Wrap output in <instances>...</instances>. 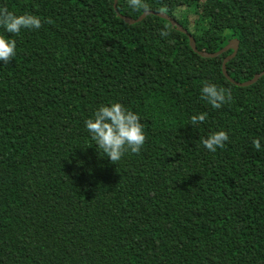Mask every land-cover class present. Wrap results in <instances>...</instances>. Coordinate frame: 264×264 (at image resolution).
Returning <instances> with one entry per match:
<instances>
[{
	"label": "trees",
	"instance_id": "1",
	"mask_svg": "<svg viewBox=\"0 0 264 264\" xmlns=\"http://www.w3.org/2000/svg\"><path fill=\"white\" fill-rule=\"evenodd\" d=\"M144 2L199 52L237 39L232 80L264 72V0ZM0 7L42 21L18 36L0 28L17 45L0 61V264H264V75L237 86L222 70L232 50L202 57L156 15L130 25L117 11H146L128 0L117 11L114 0ZM204 82L232 101L212 109ZM117 102L140 116L146 142L115 165L85 121ZM217 131L229 141L212 153L199 141Z\"/></svg>",
	"mask_w": 264,
	"mask_h": 264
},
{
	"label": "clouds",
	"instance_id": "2",
	"mask_svg": "<svg viewBox=\"0 0 264 264\" xmlns=\"http://www.w3.org/2000/svg\"><path fill=\"white\" fill-rule=\"evenodd\" d=\"M128 3L135 10L148 11V5L144 0H128ZM160 11L165 12L167 9L161 8ZM46 22L51 23V21ZM41 27L42 21L36 15L30 13L17 15L9 11L7 7H0V28L7 33L18 36L22 29L38 30ZM169 34L166 30L160 32L161 37H167ZM16 46L15 39H7L4 35H0V61L4 65L9 64L17 55ZM200 98L212 109H221L232 101V94L228 88L204 82ZM206 119L207 113L193 115L191 124H203ZM85 126L91 134V139L95 141L96 147L115 165L128 152L140 154L146 142L144 125L141 123L140 116L118 102L110 106H100L93 117L85 121ZM228 141L227 132L217 131L210 133L207 137H201L199 142L206 150L215 153L218 148H224ZM252 144L257 151L261 150L259 138L254 139Z\"/></svg>",
	"mask_w": 264,
	"mask_h": 264
},
{
	"label": "water",
	"instance_id": "3",
	"mask_svg": "<svg viewBox=\"0 0 264 264\" xmlns=\"http://www.w3.org/2000/svg\"><path fill=\"white\" fill-rule=\"evenodd\" d=\"M118 1L119 0H114V9L116 11H117V3H118ZM117 14L120 16V18H122L126 23H128L130 25L135 24V23H138V22H141L148 15H156L158 17H161V18L169 21L174 27H176L177 29H179L181 32L188 34L187 30L184 29L183 26L179 24V22H177L176 20H174L172 17H170L165 12L146 11L141 16H139L137 19H133V18H130V17L123 16L118 11H117ZM188 36H189L191 48L193 49V51L197 52L202 57H211V58H213V57L218 56L220 54H223V53H225V52H227L229 50H232L233 51V53L231 55H229L228 57H226L225 60L223 61L222 70H223L224 75L228 79H230V81H232L233 83H235L237 86H240V87L250 86V85L256 83L264 75V72L259 73V74H256L254 76V78H252L249 81L243 82V83L235 82L234 80H232L229 77V74H228V72L226 70V64H227L228 61H230L231 59H233L236 56L237 52H238V49H239V41L237 39L231 40L228 43L227 46H225L223 49H221L220 51H218L216 53H207V52H199L197 50L196 42H195L193 36L192 35H189V34H188Z\"/></svg>",
	"mask_w": 264,
	"mask_h": 264
},
{
	"label": "bare ground",
	"instance_id": "4",
	"mask_svg": "<svg viewBox=\"0 0 264 264\" xmlns=\"http://www.w3.org/2000/svg\"><path fill=\"white\" fill-rule=\"evenodd\" d=\"M224 54V53H223ZM222 55V54H221ZM214 58V57H213ZM232 60V59H231ZM230 62V61H229ZM228 64V63H227ZM236 82V81H235Z\"/></svg>",
	"mask_w": 264,
	"mask_h": 264
}]
</instances>
